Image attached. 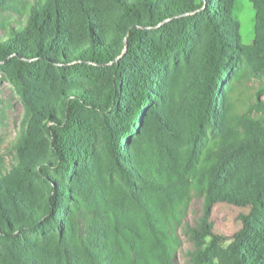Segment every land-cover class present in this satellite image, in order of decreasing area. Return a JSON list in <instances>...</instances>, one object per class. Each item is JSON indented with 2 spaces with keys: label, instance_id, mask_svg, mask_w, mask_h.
I'll return each mask as SVG.
<instances>
[{
  "label": "trees",
  "instance_id": "obj_1",
  "mask_svg": "<svg viewBox=\"0 0 264 264\" xmlns=\"http://www.w3.org/2000/svg\"><path fill=\"white\" fill-rule=\"evenodd\" d=\"M252 3L246 45L235 0H0V70L27 112L10 167L0 146V264H176L179 229L192 264H264ZM218 203L245 209L226 244Z\"/></svg>",
  "mask_w": 264,
  "mask_h": 264
},
{
  "label": "rangeland",
  "instance_id": "obj_2",
  "mask_svg": "<svg viewBox=\"0 0 264 264\" xmlns=\"http://www.w3.org/2000/svg\"><path fill=\"white\" fill-rule=\"evenodd\" d=\"M31 0H22L28 3ZM234 13L239 21V31L241 40L244 44H251L255 38V9L252 0H235ZM221 79L225 81L223 75ZM261 85V80L256 77H250L242 88L241 106L254 98V93ZM223 89V85H221ZM260 99H264V94ZM26 108L22 98L9 78V73L0 70V146L1 153L4 156L8 167L14 164L18 154L15 150V143L18 135L24 128V119L26 118ZM244 208L229 205L226 203L216 204L211 212L209 222L212 225V232L221 238L224 243H229L233 234L241 227L239 220L240 213ZM203 214V207L200 200L194 198L188 206V212L184 220H187L192 226L195 220ZM181 238V247L176 252V264H192L188 252L195 248L193 240L179 229Z\"/></svg>",
  "mask_w": 264,
  "mask_h": 264
}]
</instances>
